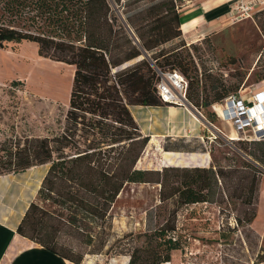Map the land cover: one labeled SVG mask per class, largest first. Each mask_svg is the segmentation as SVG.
<instances>
[{
    "label": "trees",
    "instance_id": "1",
    "mask_svg": "<svg viewBox=\"0 0 264 264\" xmlns=\"http://www.w3.org/2000/svg\"><path fill=\"white\" fill-rule=\"evenodd\" d=\"M112 1L116 8L109 0H0V48L34 42L41 57L73 68L68 109L59 130L46 137L0 141V176L47 166L16 233L72 264H80L85 254L109 251L110 210L125 186L158 184L161 203L186 206L214 202L220 183L229 192V202L239 200L251 207L262 173L251 160L264 165V142H256L253 152L248 143H239L243 153L232 160L245 172L216 165L136 168L149 137L141 133L130 108L172 105L158 95L160 74L175 71L185 79V102L194 109L210 107L214 112L227 95L192 96L200 83L194 63L180 53L187 43L175 5L179 0L147 8ZM170 144L164 151L189 147L181 140ZM194 149L205 151L201 145ZM255 216L248 214V226ZM175 228L174 219L168 218L143 234L154 243L145 249L150 250L144 264L172 263L178 257L182 245L173 235ZM64 236L88 250L64 244Z\"/></svg>",
    "mask_w": 264,
    "mask_h": 264
},
{
    "label": "rangeland",
    "instance_id": "2",
    "mask_svg": "<svg viewBox=\"0 0 264 264\" xmlns=\"http://www.w3.org/2000/svg\"><path fill=\"white\" fill-rule=\"evenodd\" d=\"M109 1L116 8L113 1ZM160 1L165 0L126 2L133 7L147 8ZM191 2L179 0L175 5L181 11ZM230 9L222 29L180 51L187 61L194 63L198 72L200 85L199 88L194 86L192 96L199 92L203 99H212L216 93H237L242 85H255L264 76V4L254 6L248 11L250 16L242 20L241 12ZM195 75L190 73V78L194 79ZM72 77L71 65L41 57L34 42L0 48V141L14 137H46L57 132L68 109ZM190 78H186L188 82ZM163 79L170 84L168 78ZM13 81L19 84L13 86ZM191 110L196 118L210 123V140L205 142L208 150H212L209 167L216 165L245 172L232 160L236 153H243V145L239 143H248V151L253 152L256 142L228 140L233 136L232 125L221 121L210 107H191ZM150 149L155 153H150ZM150 149L141 156V167L147 165L149 170H161L165 167L160 158L162 152L156 146ZM262 159L264 161V156ZM251 162L262 172L251 207L241 205L239 200L229 202L226 199L229 192L220 183L214 202L186 206H177L173 201L161 203L158 184L125 186L110 210L109 251L85 254L80 264H129L130 260L131 264H144L150 250L145 249L154 243L149 244L143 234L161 227L168 218L170 222L174 219L173 235L179 238L182 251L172 263L160 264H264V203L261 217L253 226L255 230L246 223L248 214L258 210L257 196L264 179V165ZM46 168L36 166L20 174L24 177L28 197L36 196ZM62 241L77 251L88 250L65 236Z\"/></svg>",
    "mask_w": 264,
    "mask_h": 264
},
{
    "label": "crops",
    "instance_id": "3",
    "mask_svg": "<svg viewBox=\"0 0 264 264\" xmlns=\"http://www.w3.org/2000/svg\"><path fill=\"white\" fill-rule=\"evenodd\" d=\"M232 3L233 0H192L189 6L179 11L182 38L185 42L191 39L187 45L195 44L222 29L226 25ZM254 86L264 89V80ZM130 109L141 133L149 137L142 157L152 146H156L162 152L160 158L163 166L209 167L210 153L205 142L210 139V123L196 118L188 104L132 106ZM201 139L204 142H201ZM178 140L189 144V147L185 151L178 148L164 151V146H171V142ZM191 145H201L205 151L192 152L198 150ZM150 153L154 154L155 151L151 152L150 149ZM165 153L172 154L175 158L168 162L164 159ZM142 157L138 160L136 168L151 169L147 165L141 167ZM46 170L47 168L44 173ZM20 174L0 176V264H68L67 261L16 233L25 210L35 197L34 194L31 198L28 197L26 186L23 184L24 177ZM257 198L258 210L250 224L252 230L255 222L261 217L264 179L261 180Z\"/></svg>",
    "mask_w": 264,
    "mask_h": 264
},
{
    "label": "built area",
    "instance_id": "4",
    "mask_svg": "<svg viewBox=\"0 0 264 264\" xmlns=\"http://www.w3.org/2000/svg\"><path fill=\"white\" fill-rule=\"evenodd\" d=\"M257 4H264V0H233L231 7L232 11L236 9L242 13L239 16L241 20L249 17L248 11ZM160 75L161 80L156 88L161 100L165 103H184L187 87L185 79L175 71ZM163 77L168 78L170 84ZM214 112L221 121L232 125L236 139L230 136L228 140L264 141V89L254 85L242 86L237 93L227 95L220 104L214 106Z\"/></svg>",
    "mask_w": 264,
    "mask_h": 264
},
{
    "label": "bare ground",
    "instance_id": "5",
    "mask_svg": "<svg viewBox=\"0 0 264 264\" xmlns=\"http://www.w3.org/2000/svg\"><path fill=\"white\" fill-rule=\"evenodd\" d=\"M232 139H236V134L235 132H233V136H232ZM175 156L172 155V154H164V159L167 160L168 162H170L172 159H174Z\"/></svg>",
    "mask_w": 264,
    "mask_h": 264
}]
</instances>
